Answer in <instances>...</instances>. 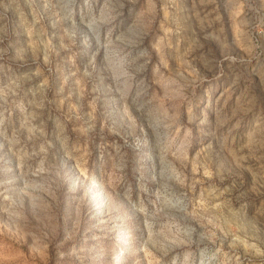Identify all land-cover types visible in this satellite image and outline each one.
I'll list each match as a JSON object with an SVG mask.
<instances>
[{
    "label": "rangeland",
    "instance_id": "374dc122",
    "mask_svg": "<svg viewBox=\"0 0 264 264\" xmlns=\"http://www.w3.org/2000/svg\"><path fill=\"white\" fill-rule=\"evenodd\" d=\"M0 264H264V0H0Z\"/></svg>",
    "mask_w": 264,
    "mask_h": 264
}]
</instances>
